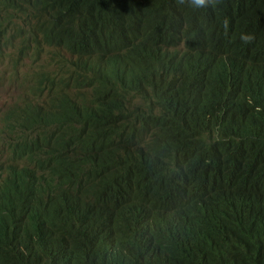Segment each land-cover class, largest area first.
Segmentation results:
<instances>
[{
    "label": "trees",
    "instance_id": "trees-1",
    "mask_svg": "<svg viewBox=\"0 0 264 264\" xmlns=\"http://www.w3.org/2000/svg\"><path fill=\"white\" fill-rule=\"evenodd\" d=\"M3 14H33L36 44L79 58L72 82L94 95L43 79L3 115L0 264H264V10L0 0Z\"/></svg>",
    "mask_w": 264,
    "mask_h": 264
},
{
    "label": "rangeland",
    "instance_id": "rangeland-1",
    "mask_svg": "<svg viewBox=\"0 0 264 264\" xmlns=\"http://www.w3.org/2000/svg\"><path fill=\"white\" fill-rule=\"evenodd\" d=\"M37 1V0H34ZM219 4H229L237 8L236 0H219ZM213 3H212V8ZM245 16L248 18L264 10V2L256 5L252 0H247L244 5ZM24 19H15L10 23L0 21V48L4 49V57L0 55V129L3 124V115L8 109L15 110L18 106L34 103L28 87H34L45 78H60L65 81L61 86L62 92L78 95H94V90L88 85L73 83L74 79L86 74V68H80L82 61L69 53L58 49L43 47L38 44L31 48L24 42L21 35L26 30ZM7 42L26 47L28 54L23 58L16 47H6ZM9 53V55L7 54ZM14 62V63H13ZM7 160L4 146L0 137V162Z\"/></svg>",
    "mask_w": 264,
    "mask_h": 264
},
{
    "label": "clouds",
    "instance_id": "clouds-1",
    "mask_svg": "<svg viewBox=\"0 0 264 264\" xmlns=\"http://www.w3.org/2000/svg\"><path fill=\"white\" fill-rule=\"evenodd\" d=\"M181 4L183 5H187V6H191V7H194V8H198V9H208V8H211L212 7V3H213V7H215V5L219 2V0H178ZM237 1V9L238 8H241L243 10V13L245 15V11H244V3L247 1V0H244L242 3H239L238 0ZM254 2V4L256 5H259L261 3L264 2V0H252ZM15 19H24L25 20V25L27 27L26 30H23L21 32V35L24 36V40L21 44H23L24 42H27L28 46L31 47V48H36L38 44H36V42L34 41L35 39L37 40H40L42 37H43V32L39 31L37 29V24H38V20L36 18L33 17V14H29V15H20V16H17V17H8L6 16L5 14H3L2 16H0V21L3 22V23H10L12 22L13 20ZM242 40H244L246 43H249L252 41L253 37L251 36H242L241 37ZM8 47H16L18 50H19V55L23 58L26 54H28L27 50H24V47H21L20 45L16 46L14 45V43H11L9 42L5 48H8ZM46 48V46H43ZM4 49H1L0 48V55L4 57V54H3V51ZM9 55V53H7ZM14 63V62H13ZM47 80V83H46V87H48L49 89L50 88H53L54 86V83L60 78H53V79H56V81H52V77H50L49 79L48 78H45ZM43 80V79H42ZM41 80V81H42ZM41 81H39L37 83L36 86L34 87H31L29 86L28 87V91H31V97L36 93V91L38 89H40L42 86H41ZM65 85V84H64ZM62 85V86H64ZM61 89V87L59 88Z\"/></svg>",
    "mask_w": 264,
    "mask_h": 264
}]
</instances>
